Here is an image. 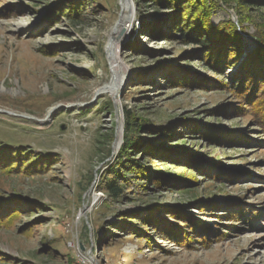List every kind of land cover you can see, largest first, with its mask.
<instances>
[{
  "label": "rangeland",
  "instance_id": "obj_1",
  "mask_svg": "<svg viewBox=\"0 0 264 264\" xmlns=\"http://www.w3.org/2000/svg\"><path fill=\"white\" fill-rule=\"evenodd\" d=\"M130 1L114 98L96 91L113 78L120 0H0V264H264V138L220 86L236 66L219 75L208 63L222 47L192 35L200 8ZM210 2L215 29L236 25L239 61L254 54L264 0ZM128 139L138 149L125 156Z\"/></svg>",
  "mask_w": 264,
  "mask_h": 264
},
{
  "label": "trees",
  "instance_id": "obj_2",
  "mask_svg": "<svg viewBox=\"0 0 264 264\" xmlns=\"http://www.w3.org/2000/svg\"><path fill=\"white\" fill-rule=\"evenodd\" d=\"M152 2L153 5L169 8L170 10H175L174 14H180L183 10L188 8V6H193L196 10L199 8L201 10L200 16L197 17V24L199 26V30L196 31L197 33H193L192 35L197 37V42L201 45L202 49H207L211 45H217L221 48L220 53L217 54L218 57L210 58L208 63L214 61L215 65L218 67V74H222L225 72L226 69L230 67L236 66V71L234 72L230 81H227L226 84L221 83L220 86L224 87L225 89L234 91L237 95L236 97L239 98V101L246 102L248 106V111H250L251 116L253 117L254 124L260 128L261 137L264 138V38L258 36V43L260 44V48H258L254 54L245 58L244 61H239L240 57L242 56V40L240 37H236L235 30L236 25L234 26L231 22H227V24L218 27L215 29L209 22V16L211 15V10L214 9V4L211 2L207 5L206 0H149ZM178 11V12H176ZM183 19V18H182ZM245 19L242 17L239 20V25H243ZM183 21L177 22L175 27V31L180 33L181 35H188L191 36L189 32L190 27L182 26ZM200 22V23H199ZM184 27V28H183ZM202 27V29H201ZM212 35V36H210ZM220 37V38H219ZM212 38V39H211ZM214 47H217V46ZM215 59V60H214ZM240 62V63H238ZM129 111L126 112V121L127 126L130 127L131 130L138 128V124L136 122V118L129 116ZM129 130V129H128ZM264 141V139H263ZM138 146V145H137ZM135 142H132V139L126 140L122 152L125 156H130L135 149H138ZM145 157H153L150 156V151H144ZM133 155V154H132ZM145 157L140 160L133 159L130 163L126 166L130 172H135L138 168H143L145 163ZM158 157V156H157ZM173 163H177L176 160H170ZM180 163V162H179ZM185 165V162L183 163ZM145 170L142 171L144 173ZM187 177H191L193 173L189 170L186 171ZM143 175L144 174H141ZM120 176L117 174V177ZM123 175L122 177H124ZM142 176V177H143ZM116 177V178H117ZM121 177V176H120ZM190 181L193 178H189ZM165 178H159L155 181V185L162 186L165 184ZM123 187L117 185V181L112 179L108 181L105 186L106 192L110 195L113 199H120L123 197ZM248 215V214H247ZM246 216V214H245ZM241 217H244L241 215ZM252 217V218H251ZM260 218L259 215L248 216L247 225L253 226L255 223L254 220ZM197 227V226H194ZM193 227V228H194ZM198 229V227L196 228ZM200 230V229H199ZM190 240L188 239L187 242Z\"/></svg>",
  "mask_w": 264,
  "mask_h": 264
},
{
  "label": "bare ground",
  "instance_id": "obj_3",
  "mask_svg": "<svg viewBox=\"0 0 264 264\" xmlns=\"http://www.w3.org/2000/svg\"><path fill=\"white\" fill-rule=\"evenodd\" d=\"M120 5H121V13H120L119 21L114 26L112 31L108 34V37L110 38V42H109V46L107 48V51L109 53V61H110L111 69H112L113 78H112V81L108 85L105 84L106 85L105 87L98 89L96 91V94L106 93V94H110L114 98H115L116 89H117V86H116L117 76L119 75L120 68L122 67L121 66L122 64H121L119 57L117 55L118 54V46H119L120 42L123 41L127 37V35L129 34V32L132 28V22H133L134 15H135L134 6H133L132 1L120 0ZM117 128L118 129H117L116 139H115V142L113 144V154H116L119 151V149L121 147V141H122L121 125L119 124V127H117ZM97 199H98V197L95 196L93 202L96 203Z\"/></svg>",
  "mask_w": 264,
  "mask_h": 264
}]
</instances>
